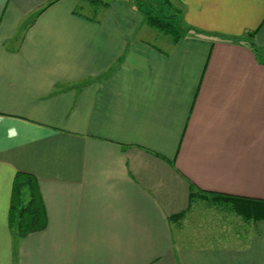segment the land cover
I'll return each instance as SVG.
<instances>
[{
  "label": "crops",
  "instance_id": "1",
  "mask_svg": "<svg viewBox=\"0 0 264 264\" xmlns=\"http://www.w3.org/2000/svg\"><path fill=\"white\" fill-rule=\"evenodd\" d=\"M174 2L177 41L130 0H0V264H264V220L190 205L264 200V0ZM18 172L47 213L21 239Z\"/></svg>",
  "mask_w": 264,
  "mask_h": 264
},
{
  "label": "trees",
  "instance_id": "2",
  "mask_svg": "<svg viewBox=\"0 0 264 264\" xmlns=\"http://www.w3.org/2000/svg\"><path fill=\"white\" fill-rule=\"evenodd\" d=\"M131 1L133 2L132 4L143 13L148 25L158 29L164 34L172 36L176 41L190 32H196L194 28L182 23L171 0H166L171 10H167L162 6L166 1L159 0L161 10L158 14L152 3L149 4L148 8L146 7L145 3H149L150 0ZM52 3L54 2L48 4V6ZM198 32L205 33L199 30ZM252 49L254 52L259 53L257 46H252ZM203 195L214 202V204L223 203L225 205H230L234 212L245 221L264 220V200L228 194H214V196L208 197L206 193L199 190L194 184H191L190 205L198 198H202ZM185 212L186 211L179 213L176 217H182ZM46 225L47 213L38 180L29 173L18 172L14 179L10 208V228L13 234L18 239H21L30 233L44 229Z\"/></svg>",
  "mask_w": 264,
  "mask_h": 264
},
{
  "label": "rangeland",
  "instance_id": "3",
  "mask_svg": "<svg viewBox=\"0 0 264 264\" xmlns=\"http://www.w3.org/2000/svg\"><path fill=\"white\" fill-rule=\"evenodd\" d=\"M164 1H166V0H164ZM107 2H110V0H79L78 10L83 14H87V15L92 16V17H97L99 15V12L101 10H103V8H104V6H102V4L107 3ZM130 2L133 3L131 0H130ZM172 2H173V4H175L174 0H172ZM150 3L153 4V7H155L156 13L158 14L161 10L160 1L159 0H150L149 3L146 2L145 5L147 8L149 7ZM162 6H164L165 9H167V10H171L170 5H169V3H167V1ZM175 6H176V4H175ZM168 12H171V11H168ZM216 205H218V204H216ZM227 206H230V205H227ZM207 210H209V209H207ZM215 213H217V212L215 211ZM220 224H221V220L218 217L215 218V221L212 218H209V219H206L202 223V225H204V226H202V227L200 226L198 228V227L194 226L195 224L193 226L187 225L188 226L187 230L189 231V233H193L195 235L203 233L205 235L214 236L215 234L218 233L217 227L220 226L219 229L222 227ZM201 229H203L204 232H202ZM205 240L208 242L212 241L210 238H207V237Z\"/></svg>",
  "mask_w": 264,
  "mask_h": 264
}]
</instances>
